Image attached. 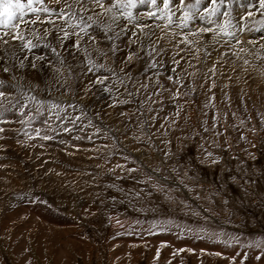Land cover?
Here are the masks:
<instances>
[{
  "label": "rangeland",
  "instance_id": "374dc122",
  "mask_svg": "<svg viewBox=\"0 0 264 264\" xmlns=\"http://www.w3.org/2000/svg\"><path fill=\"white\" fill-rule=\"evenodd\" d=\"M253 3L258 8V0H225L222 11L229 12L239 37L234 46L201 38L189 50H172L171 57L154 56L170 64L180 84L163 72L164 78L151 80L159 64L149 67L153 60L142 53L126 70L131 80L120 73L124 85L117 84L114 94L125 103L116 107L109 106L110 96L95 103L103 94L97 89L85 95L79 86L86 76L69 81L72 91L67 85L57 91L67 74L49 68L38 77L26 70L22 83L25 89L39 84L43 91L34 94L45 109L56 102L66 110L62 117L80 116L81 109L84 115L72 132L62 130L73 125L57 120L55 110L42 109L44 115L31 123L32 113L20 117L18 109L0 116L12 121L0 140V174L9 175L0 179V264H264V131H250L261 129L264 115V15L254 9L250 22L243 20L245 6ZM157 35L171 38L160 29ZM162 41L159 47L169 52ZM45 50L35 51L50 55ZM36 107L30 104L33 113ZM45 133L52 138L42 139ZM205 150L221 157L220 163L206 160ZM243 161L248 175L238 167Z\"/></svg>",
  "mask_w": 264,
  "mask_h": 264
},
{
  "label": "snow or ice",
  "instance_id": "6c2138e0",
  "mask_svg": "<svg viewBox=\"0 0 264 264\" xmlns=\"http://www.w3.org/2000/svg\"><path fill=\"white\" fill-rule=\"evenodd\" d=\"M52 2L57 7H50L48 0H0V29H5L0 32V77L9 76L12 82L10 87L16 90L15 94L10 96L5 89L7 81L0 78V108L3 109L0 111V116H3L4 112L18 109L20 117H24L26 113H32L28 117V122L31 123L37 117L44 115L42 109L50 114L55 110L57 120L64 119L73 125L72 128L64 125L62 129L64 132L73 131L77 122L81 120V116L84 115L83 109L80 110L81 115L75 118H70L67 114L62 117L60 113L66 110L56 102H50L45 109L46 102L38 99L34 94L39 89V84L25 89L22 83L27 69L33 70L38 77L49 68L62 76L67 74L62 82L57 81L59 84L57 91L65 88L66 85L68 90L72 91L70 80L81 75L88 76V83L83 88L85 95L97 89L112 98L113 103L109 105L110 107H116L117 104L125 103L114 94V90L115 93H119L117 84L124 85V78L120 73L131 80V74L126 70L134 61L141 58L142 53L153 60L149 67H155L159 63L155 60L154 54L158 56L163 51L159 45L164 36L157 35V29H161V24H152L148 21L164 22L163 29L171 32L172 38H175L179 32L182 37L179 43L183 44L198 45L203 35L209 32L213 33L214 40L218 35L235 37L231 29L236 25L227 19L229 12L222 11L225 0H210L206 7H202L203 0H194V3L179 0L178 4L176 0H52ZM141 6H146L147 11H135ZM245 7L247 12L243 17L244 21L253 16L254 9L257 14L264 15V0H258V8L255 3ZM176 13H181L178 19H174ZM219 15L226 18L223 23L215 19ZM197 19L206 26L185 32L184 30L189 29V25ZM212 25L215 27H211ZM125 37H127V43L124 47L127 48V53L120 57L119 54L123 51L121 44L124 43ZM69 42L72 43L69 44ZM41 47L48 50L50 55L36 54L35 50ZM174 63L179 64V61L174 60ZM18 73L21 74L18 75ZM190 75L194 76L195 73ZM168 79L173 80V77L169 76ZM174 83L180 84V81L175 80ZM213 87H215L214 83ZM39 90L43 91V89ZM192 90L195 91L194 88ZM179 96L180 92L177 89L173 98L178 99ZM210 99L214 101L215 96L213 95ZM3 102H7L10 107L5 108ZM33 102L37 105L34 113L30 108ZM205 106L208 107V105ZM69 107L76 110L75 104H70ZM226 119L227 114H225ZM218 120L219 114L214 117V124ZM20 122L24 123V120ZM10 123L12 121L0 119V124ZM45 123L51 128L50 117ZM243 123L242 120L241 124ZM260 123L261 129L257 130L255 126L250 129L254 136L258 131H264V115L261 116ZM91 124L92 121L89 120V125ZM204 130L207 132L208 128L205 127ZM7 131L8 129L0 126V140L6 138ZM36 131L39 136V129ZM217 135L222 134L217 131ZM41 138L51 139L52 137L45 133ZM80 138L76 137V139ZM239 139L246 141L252 148L256 147L246 135H241ZM229 147H231L230 144ZM243 151L251 159H255L254 154L248 152V149ZM205 159L210 160L212 164H219L222 158L205 150ZM246 163L243 161L238 167L245 171V175H248ZM117 167L123 166L117 165ZM135 170L130 169V171Z\"/></svg>",
  "mask_w": 264,
  "mask_h": 264
},
{
  "label": "bare ground",
  "instance_id": "6f19581e",
  "mask_svg": "<svg viewBox=\"0 0 264 264\" xmlns=\"http://www.w3.org/2000/svg\"><path fill=\"white\" fill-rule=\"evenodd\" d=\"M52 1V0H51ZM191 0H188L187 2L188 3H192V1L190 2ZM257 1V0H256ZM177 2H179L178 0L176 1V3ZM207 2H208V0H203V3H202V7H206L207 6ZM52 3V2H51ZM50 7H55L54 6V4H51L50 5ZM174 11H175V9H173ZM139 12H140V10H138ZM147 11V10H146ZM181 15V13H176V16L174 17V19H178V17ZM232 17V16H231ZM215 19H217L220 23H223V21L222 20H220V18L219 17H216ZM235 19V18H234ZM247 22H250V21H247ZM157 23V22H156ZM158 23H160L161 24V28L163 29V25H164V22H161V21H158ZM198 24H201V25H203V26H206V25H204V24H202V22L199 20V19H197V20H195L193 23H191L190 25H189V29H185L184 31L185 32H187V31H189V30H194V29H197V28H199L200 27V25H198ZM250 25V24H249ZM213 27H215V25H212ZM243 27V26H242ZM161 30V29H160ZM165 32H167L168 34H169V36L171 37L169 40H171V43H169V40H164L163 39V41H162V43L165 41L166 43H164V46H166V48H168L169 49V52H167V53H165V51L163 50L162 52H161V54L162 55H165V56H169V57H171V55H172V53H171V51L172 50H174V49H177V48H181V47H183V49L184 48H186V50H189V48H190V45L189 44H183V43H179V40L182 38L181 37V35L179 34V32H178V34L176 35V36H179L180 37V39H175V40H173V38H172V35H171V32H169L167 29H163ZM235 30V29H234ZM234 30H232L233 32H234ZM237 32H239V31H237ZM236 32V33H237ZM259 32V31H258ZM235 33V32H234ZM259 33H261V34H259V35H264V33L263 32H259ZM165 34V33H164ZM249 34V33H248ZM130 35V34H129ZM253 35V38H255L254 37V34H252ZM251 35V36H252ZM235 36H237L236 34H235ZM247 36V35H246ZM202 38H213V34H204L203 35V37ZM216 38H222V39H226L225 41L226 42H228V43H225V44H231V46H234L236 43H237V40H238V38H233V37H227V36H223V35H218V36H216ZM245 38V37H244ZM206 39V40H207ZM204 40V39H203ZM213 40V39H212ZM217 41H219V40H217ZM221 41H223V40H221ZM249 42V41H248ZM127 43V37H125L124 38V43H122L121 44V47H122V49H124L125 47H124V45ZM214 42L212 41V44H213ZM161 45H163V44H161ZM214 45V44H213ZM236 46H238V45H236ZM188 48V49H187ZM234 48V47H233ZM201 49V48H200ZM125 50V49H124ZM191 50V49H190ZM221 50V49H220ZM46 51V50H45ZM175 52L177 51V50H174ZM173 51V52H174ZM215 51H216V49H215ZM245 51H248V49H246ZM38 52H40V51H38ZM41 52H43V51H41ZM174 52V53H175ZM185 52V51H184ZM187 52V51H186ZM122 53H123V51H122ZM42 54H45V53H42ZM160 54V55H161ZM179 54H180V50H179ZM46 55V54H45ZM120 55V54H119ZM174 55V54H173ZM154 56H156V55H154ZM181 56H183L182 54L180 55V56H178V57H181ZM215 56V55H214ZM213 56V57H214ZM120 57H123V55H120ZM158 57V56H157ZM185 57V56H184ZM198 57V56H197ZM222 57V56H221ZM223 57H225V56H223ZM164 58V57H163ZM217 58V57H216ZM220 58V57H219ZM172 60V59H171ZM157 64H159L158 65V67L156 68V70H154V71H150L151 72V75H150V77H151V80H156V79H159V80H161L162 78H164V77H166L167 79H168V77L169 76H171V77H173V73H171V70H172V68H171V66H170V64L165 60L164 62H163V59L162 58H160L159 59V63H157ZM213 65V64H212ZM205 67V66H204ZM182 68V67H181ZM207 68V67H206ZM210 68V67H209ZM212 69V68H211ZM29 71V70H28ZM194 71V70H193ZM152 72H156V74H152ZM160 72H163L164 74H166V75H163L164 77H160L161 75H160ZM159 74V75H158ZM91 74H89V76H90ZM188 76V75H187ZM5 77V76H4ZM210 77V76H209ZM6 78V77H5ZM88 76H86V77H84V79L82 80V78H81V86H79V88L82 90L85 86H86V84L88 83ZM149 79V78H148ZM175 80H177V77L175 78V77H173V80H172V83L175 81ZM86 81V82H85ZM149 81V80H148ZM147 81V82H148ZM169 81V80H168ZM31 82V81H30ZM170 82H171V80H170ZM152 83V82H151ZM7 85H8V83H7ZM9 86V85H8ZM10 87V86H9ZM173 87V86H172ZM6 88V87H5ZM118 88H119V86H118ZM7 89V88H6ZM14 89V88H13ZM7 91H10V90H7ZM121 91V90H120ZM11 92H13L12 91V88H11ZM123 92V91H122ZM10 93V92H9ZM15 94V93H14ZM12 95V94H11ZM120 95V94H119ZM107 96V97H106ZM167 96V95H166ZM103 97H105V98H103ZM120 98L122 97V94L119 96ZM125 97H126V95H125ZM97 99V100H96ZM96 102L95 103H101V102H103V103H107V101L109 100V97H108V95L106 94V93H103L102 95L100 94V95H98V98L96 97ZM107 100V101H106ZM105 105H107V104H105ZM1 110V109H0ZM15 111H16V109H15ZM5 117V116H4ZM3 117V118H4ZM8 117V116H7ZM6 119V118H5ZM7 120V119H6ZM43 123V122H42ZM6 125L7 124H5V127H6ZM8 125H10V124H8ZM33 125V124H32ZM39 125V124H38ZM4 127V126H3ZM10 127V126H9ZM22 127V126H21ZM16 128V127H15ZM14 128V129H15ZM6 129H8L7 127H6ZM10 129H11V127H10ZM31 129V128H30ZM34 129V128H33ZM40 130V129H39ZM25 131V130H24ZM28 131V130H27ZM8 132H10V131H8ZM7 132V133H8ZM14 132V131H13ZM19 132V131H18ZM33 132V131H32ZM12 133V132H11ZM17 133V132H16ZM29 133V132H28ZM32 134V133H31ZM28 135V134H27ZM34 135V134H33ZM5 136H6V134H5ZM25 136V135H24ZM32 136V135H31ZM27 137V136H26ZM25 137V138H26ZM42 137V136H41ZM7 138V137H6ZM34 138V137H33ZM34 139H36V138H34ZM58 139V138H57ZM7 141H8V139H7ZM6 141V142H7ZM31 141V140H30ZM29 141V142H30ZM3 142V141H2ZM5 142V141H4ZM10 142V141H9ZM17 142V141H16ZM25 142V141H24ZM14 143V142H13ZM34 143V142H33ZM69 143V142H68ZM10 144V143H9ZM30 144H31V142H30ZM32 145V144H31ZM10 146V145H9ZM55 147V146H54ZM43 151V150H42ZM53 151V150H52ZM49 154V153H48ZM55 157V156H54ZM22 162V161H21ZM33 162V161H32ZM10 165V164H9ZM11 167V166H10ZM4 171V170H3ZM5 172V171H4ZM9 174V173H8ZM0 176H1V178L0 179H3L4 181H7V179L9 180V175H8V178L5 176V175H1L0 174ZM13 176V175H12ZM11 182H12V179H11ZM0 183H1V181H0ZM8 183H10V182H8ZM3 184V183H2ZM10 185V184H9ZM1 186V185H0ZM4 186V185H3ZM1 187V188H5V189H7L6 187ZM14 186V185H13ZM10 187H11V185H10ZM12 188V187H11ZM8 190V189H7ZM13 190V189H12ZM6 192V191H5ZM8 192H9V190H8ZM1 194V193H0ZM5 194V193H4ZM1 196V195H0Z\"/></svg>",
  "mask_w": 264,
  "mask_h": 264
}]
</instances>
